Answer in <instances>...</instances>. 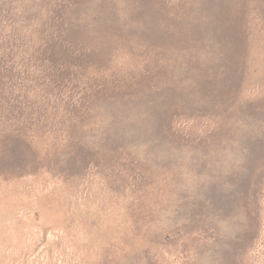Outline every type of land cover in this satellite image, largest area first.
Returning a JSON list of instances; mask_svg holds the SVG:
<instances>
[{
    "label": "rangeland",
    "instance_id": "rangeland-1",
    "mask_svg": "<svg viewBox=\"0 0 264 264\" xmlns=\"http://www.w3.org/2000/svg\"><path fill=\"white\" fill-rule=\"evenodd\" d=\"M0 264H264V0H0Z\"/></svg>",
    "mask_w": 264,
    "mask_h": 264
}]
</instances>
